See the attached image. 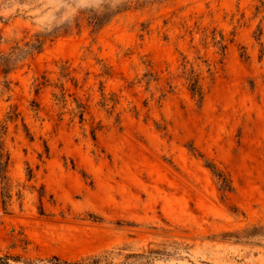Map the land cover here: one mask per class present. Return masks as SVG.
Segmentation results:
<instances>
[{"label":"rangeland","instance_id":"1","mask_svg":"<svg viewBox=\"0 0 264 264\" xmlns=\"http://www.w3.org/2000/svg\"><path fill=\"white\" fill-rule=\"evenodd\" d=\"M0 154L1 259L264 264V0H0Z\"/></svg>","mask_w":264,"mask_h":264},{"label":"trees","instance_id":"2","mask_svg":"<svg viewBox=\"0 0 264 264\" xmlns=\"http://www.w3.org/2000/svg\"><path fill=\"white\" fill-rule=\"evenodd\" d=\"M189 90L193 95L198 97V101L200 102L202 99V89L200 84L198 83V79L195 75H191L189 77ZM8 157L6 156L5 160H2V154H0V177L3 179L4 176L1 174L5 171L7 166ZM212 172L217 176L218 179H221V186L223 189L230 190L231 186L229 181L221 172L216 170L212 164L208 165ZM5 192H2L3 199L2 203L5 204ZM146 255L143 253H128L123 261L114 262L112 259L107 258L106 255H98L92 254L85 257H81L74 260L64 259L57 255H50L44 258H37V259H26L22 260L19 256H5L4 259L0 258V264H14L8 262V258H12L13 261L18 262L17 264H132L134 262H139L143 257ZM130 258H133L132 261H129Z\"/></svg>","mask_w":264,"mask_h":264}]
</instances>
